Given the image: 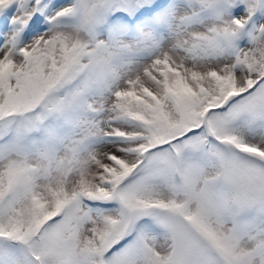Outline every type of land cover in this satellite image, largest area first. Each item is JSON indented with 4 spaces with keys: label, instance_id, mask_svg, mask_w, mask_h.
<instances>
[{
    "label": "snow or ice",
    "instance_id": "1",
    "mask_svg": "<svg viewBox=\"0 0 264 264\" xmlns=\"http://www.w3.org/2000/svg\"><path fill=\"white\" fill-rule=\"evenodd\" d=\"M0 264H264V0H0Z\"/></svg>",
    "mask_w": 264,
    "mask_h": 264
}]
</instances>
